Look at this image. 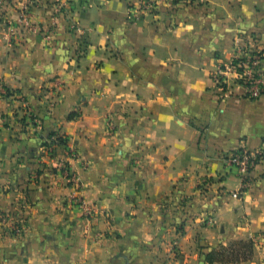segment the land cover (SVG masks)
Listing matches in <instances>:
<instances>
[{
  "label": "crops",
  "instance_id": "0c3cea01",
  "mask_svg": "<svg viewBox=\"0 0 264 264\" xmlns=\"http://www.w3.org/2000/svg\"><path fill=\"white\" fill-rule=\"evenodd\" d=\"M7 1L0 216L23 218L26 231L12 237L0 217V264H163L156 242L264 238V98L245 99L233 76L214 82L237 41L264 51V0H154L151 13L136 12L145 0H65L58 15L55 0ZM23 4L42 30L10 40ZM22 102L33 124L22 126ZM51 132L74 159L63 147L43 155ZM241 147L263 154L244 190L223 159ZM73 195L89 213L68 205ZM240 264H264V248Z\"/></svg>",
  "mask_w": 264,
  "mask_h": 264
},
{
  "label": "built area",
  "instance_id": "2783aa9c",
  "mask_svg": "<svg viewBox=\"0 0 264 264\" xmlns=\"http://www.w3.org/2000/svg\"><path fill=\"white\" fill-rule=\"evenodd\" d=\"M4 3H12L7 0H3ZM54 11L58 15L66 7L65 0H55L54 1ZM156 8V1L145 0L143 1L139 8L136 10L138 13H151L152 10ZM18 16L15 20H7V26L9 28V38L13 40L18 34V30L25 32H40L35 23L32 22L28 12V5L23 4L19 11ZM75 25H72L73 29ZM56 27L55 20H52L49 28L45 31V39H49L52 35L53 29ZM21 31V32H22ZM251 37L250 39H252ZM236 56L232 60L229 66L220 68L214 76V82L217 87L224 89L228 81L229 76H233L235 83L243 89V97L250 101H255L260 98H264V71L261 68L262 61L264 60V51L254 47L251 43L244 44L241 46V42H236ZM1 95L8 97L6 90H1ZM21 101V98H19ZM21 117L25 116L27 119H31L32 113L28 107L22 102L20 107ZM33 122L35 119L33 118ZM32 122V123H33ZM31 123V122H30ZM57 137L64 139V136L56 135L48 140L50 146L47 150L44 149V153L49 157L53 154V150L56 147L54 142L57 143ZM65 155L68 160H72L76 157L75 153L70 150H65ZM224 162L226 166L234 170L237 177L241 181V189H244V185L247 188L250 185V173L256 163L263 159V154L260 151H248L244 147H241L235 151L227 153L224 157ZM60 173L62 174L64 180L73 189H79L80 181L77 175L70 172V168L67 162L60 165ZM70 207H80L82 212L89 213L88 207L85 205L83 200L78 196H71L68 201ZM1 221L5 224L6 229H8L10 235L14 238H20L26 231L25 220L23 218L7 215L0 216Z\"/></svg>",
  "mask_w": 264,
  "mask_h": 264
},
{
  "label": "rangeland",
  "instance_id": "374dc122",
  "mask_svg": "<svg viewBox=\"0 0 264 264\" xmlns=\"http://www.w3.org/2000/svg\"><path fill=\"white\" fill-rule=\"evenodd\" d=\"M48 140L50 139L45 140V143L47 144V148L42 147L43 155H45L44 149L47 150L48 147L50 146ZM49 157L51 156L49 155ZM133 161L134 160H132V162ZM211 181H212V178L208 176H202L200 180L198 181V185L201 188H205L206 186L210 184ZM244 189H246L245 185H244ZM180 227L181 225L177 224L176 228L179 229ZM240 241L251 243L253 245L254 252L258 250L259 248L261 249L264 248V238L261 236L259 237V235H257L256 237L251 235V237L247 238L246 240H242V239L233 240V239L224 237V238H219L218 240H214V241H207L202 238H197L191 244L182 243L180 246L176 242H174L173 244V241L167 242V240H165L163 244L162 243L158 244L157 242L156 244L154 243L153 248H156V252L161 251V254H158V253L156 254L155 260L156 262H158L159 260H163V264H175L177 263L178 260H180L179 257L182 255H183L182 256L183 259L181 260L184 262L186 258L185 263L187 264H205L204 259L201 254L202 253L206 254L210 252H220L221 253L220 257L218 258L221 260L215 264H226V263L229 264V260L231 259L229 255H235L234 253L236 252H238L241 255V253L243 252L240 247L231 246L232 242H240ZM184 251L185 253H183Z\"/></svg>",
  "mask_w": 264,
  "mask_h": 264
},
{
  "label": "trees",
  "instance_id": "16d2710c",
  "mask_svg": "<svg viewBox=\"0 0 264 264\" xmlns=\"http://www.w3.org/2000/svg\"><path fill=\"white\" fill-rule=\"evenodd\" d=\"M172 1H173V3H176L178 0H172ZM72 117H73V115L71 114L69 116V118H72ZM33 118H34L33 116H31V119L30 118L27 119L25 116L21 117L22 126H26L30 122L32 123ZM56 135H58V134L55 132H51L46 137V139H50L51 137L56 136ZM56 140H57V143L54 142L56 147H63L65 150L67 149V146H66L67 139L66 138L62 139L60 137H57ZM42 147L47 148V144L45 142H43ZM54 151H55V148L53 150V153H54ZM51 156H53V154ZM231 246L232 247L238 246L241 248V250L243 252L241 253V255L238 252L234 253L235 255H229L231 257V259L229 260V264H239L242 262L250 261L253 258L254 248H253V245L251 243H247L245 241L232 242ZM220 254H221L220 252H210V253H206V254L202 253L201 255L204 259L205 264H215L221 260V259H218L220 257Z\"/></svg>",
  "mask_w": 264,
  "mask_h": 264
}]
</instances>
